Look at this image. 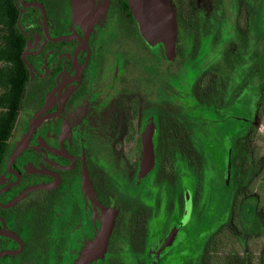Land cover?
Wrapping results in <instances>:
<instances>
[{"label":"flooded vegetation","instance_id":"af4514ba","mask_svg":"<svg viewBox=\"0 0 264 264\" xmlns=\"http://www.w3.org/2000/svg\"><path fill=\"white\" fill-rule=\"evenodd\" d=\"M168 1L173 57L128 0H14L0 264H264V0Z\"/></svg>","mask_w":264,"mask_h":264},{"label":"trees","instance_id":"16d2710c","mask_svg":"<svg viewBox=\"0 0 264 264\" xmlns=\"http://www.w3.org/2000/svg\"><path fill=\"white\" fill-rule=\"evenodd\" d=\"M18 15L14 0H0V172L31 85L22 59L25 37L17 24Z\"/></svg>","mask_w":264,"mask_h":264},{"label":"water","instance_id":"95a60500","mask_svg":"<svg viewBox=\"0 0 264 264\" xmlns=\"http://www.w3.org/2000/svg\"><path fill=\"white\" fill-rule=\"evenodd\" d=\"M143 38L151 45L163 44L169 57L176 51L178 27L174 6L168 0H128ZM22 56L24 63L31 68ZM152 130L144 136L143 173L153 167ZM17 155V154H16Z\"/></svg>","mask_w":264,"mask_h":264},{"label":"rangeland","instance_id":"374dc122","mask_svg":"<svg viewBox=\"0 0 264 264\" xmlns=\"http://www.w3.org/2000/svg\"><path fill=\"white\" fill-rule=\"evenodd\" d=\"M0 93H1V89H0ZM257 127L259 128L258 132L260 133V135L262 137V139L260 141V146L264 151V123H263V120L257 121ZM263 163H264V156H263V159L260 162V164H263ZM112 227H113V215H111V220H109V225H108L107 229L110 230V229H112Z\"/></svg>","mask_w":264,"mask_h":264}]
</instances>
